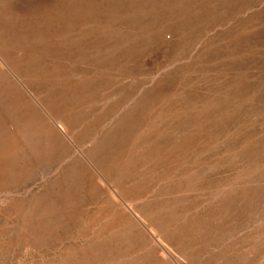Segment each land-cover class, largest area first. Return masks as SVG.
<instances>
[{"label": "rangeland", "instance_id": "374dc122", "mask_svg": "<svg viewBox=\"0 0 264 264\" xmlns=\"http://www.w3.org/2000/svg\"><path fill=\"white\" fill-rule=\"evenodd\" d=\"M0 175V264H264V0H0Z\"/></svg>", "mask_w": 264, "mask_h": 264}, {"label": "bare ground", "instance_id": "6f19581e", "mask_svg": "<svg viewBox=\"0 0 264 264\" xmlns=\"http://www.w3.org/2000/svg\"><path fill=\"white\" fill-rule=\"evenodd\" d=\"M67 101H68V100H67ZM61 128H62V127H61ZM61 128H60V129H61ZM63 129H64V128H63ZM106 149H107V148H106ZM134 163H135V162H134ZM128 174L130 175V172H129ZM0 176H1V175H0ZM117 194H118V193H117ZM126 194H127V193H126ZM113 195H114V194H113ZM115 196H116V195H115ZM129 196H130V195H129ZM117 199H118V198H117ZM116 213H117V211H116ZM130 219H131V217H130ZM126 221H127V220H126ZM131 222H132V221H131ZM133 222H134V221H133ZM135 222H136V221H135ZM124 223H125V222H124ZM128 224H129V223H128ZM28 240H29V239H28ZM28 240H27V241H28ZM126 245H127V244H126Z\"/></svg>", "mask_w": 264, "mask_h": 264}]
</instances>
